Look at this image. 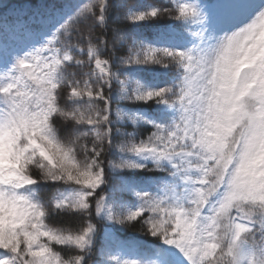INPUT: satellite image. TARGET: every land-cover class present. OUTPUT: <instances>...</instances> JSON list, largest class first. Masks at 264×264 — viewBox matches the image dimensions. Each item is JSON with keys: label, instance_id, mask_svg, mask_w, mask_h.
<instances>
[{"label": "snow or ice", "instance_id": "1", "mask_svg": "<svg viewBox=\"0 0 264 264\" xmlns=\"http://www.w3.org/2000/svg\"><path fill=\"white\" fill-rule=\"evenodd\" d=\"M6 11L19 45L0 43V264H264V0H182L174 19L197 26L191 47L173 25L165 43L126 23L169 13L150 3ZM156 65L170 87L144 77ZM115 81L130 103L113 113ZM148 101L158 116L134 107ZM46 185L57 192L42 198ZM53 213L77 226H51ZM137 225L162 242L153 259L124 258L121 234Z\"/></svg>", "mask_w": 264, "mask_h": 264}, {"label": "trees", "instance_id": "2", "mask_svg": "<svg viewBox=\"0 0 264 264\" xmlns=\"http://www.w3.org/2000/svg\"><path fill=\"white\" fill-rule=\"evenodd\" d=\"M182 1V0H178ZM214 0H199L201 4L210 5ZM41 2V0H0V32H3L7 38V42H13L12 38L9 37V32L6 31V29L2 26L4 22V16L8 11L6 9L8 8H14L16 6H24V5H31L34 3ZM44 4L52 3L53 0H42ZM129 3L132 5H136L138 3L140 4H147L150 3L157 7H165L169 10V13H166L165 15L161 16L159 19V22L157 24H152L149 22H134V21H126L127 24H133V23H144L145 25L141 26L138 30L143 32L146 36H154L157 33L160 34V40L161 42H169V37L165 34L166 33V27L168 25H173L176 32H173V37L177 40V42L186 44L188 47V42L191 40V33L195 31V25H189L184 26L183 22L176 21L174 19V15H178L177 11V5L174 3V0H129ZM135 10V9H133ZM179 25V27H175ZM76 29H80L82 26L77 24L74 26ZM77 41L74 39L73 43H76ZM86 46V45H85ZM182 50V49H177ZM121 55H126V53H121ZM83 59H86L82 57ZM103 59L107 58L102 57ZM156 69V75L153 76L152 73L145 72L143 73L144 77L148 80H151L153 82H156L160 84L161 86H164L167 84V86H171L173 82V75L170 73H164L159 65L153 66ZM69 73L76 71L75 68H71L68 70ZM115 71V69H113ZM120 79H124L123 76L120 77ZM143 82V81H142ZM114 83L117 84L116 88V96L115 100L112 103L111 107L113 110V113H115V110L117 107H124L125 105L129 104L128 101H121L119 99V87L118 81H115ZM135 86V85H133ZM134 107L139 108L143 112H145L149 117L158 116L160 109L158 106L154 104L152 101L148 102H140V105H135ZM154 129L151 128L150 125L146 126V129L140 128L137 129L139 138L146 139L147 136L151 135V131ZM126 131H133L131 127L127 128ZM83 143H87V139L82 140ZM137 177L141 180L151 182L152 180L160 178L162 175H166V173H145V172H138ZM59 191H64L63 188H60ZM57 192V189L53 185H46L39 189V195H41L42 198L44 197H51ZM134 199V198H133ZM75 211V209H73ZM51 226L57 227V228H63L72 230L77 225L75 223V219L72 218L70 215H65L64 213H61L60 215H57L56 213L52 214V219L47 221ZM121 239L129 241L132 244L133 252L130 255L125 256V259L129 258H135V259H144L145 261L152 258L150 249H155L157 247H161L162 242L157 241L154 237L151 236H145L139 228V225H137L136 229H127L121 234ZM62 247V246H58ZM63 254V253H62Z\"/></svg>", "mask_w": 264, "mask_h": 264}, {"label": "rangeland", "instance_id": "3", "mask_svg": "<svg viewBox=\"0 0 264 264\" xmlns=\"http://www.w3.org/2000/svg\"><path fill=\"white\" fill-rule=\"evenodd\" d=\"M179 2H182V1H178V0H174V3L176 5H178ZM228 0H225V3H227ZM26 6H29V5H24V6H16V7H26ZM210 8H214L217 6V0H214L210 5H208ZM14 7V8H16ZM251 13V8L250 7H244L241 12H240V15L238 17V19L240 20H245L249 17ZM14 14L12 12H7L6 15L4 16V22L2 24V26L6 29V31L9 32V37L12 38V41L13 42H10L8 43L6 38L7 36L3 33V32H0V43H3V44H7L8 46L12 47V48H16L18 45H19V38L18 36L16 35V28H15V20H14ZM197 26L195 25V31H197ZM168 31L170 33H173V32H176L175 29L173 27L171 28H168ZM194 31V32H195ZM195 40V37H193L191 35V40L188 42V45L189 47H191V43L192 41ZM81 59H83L82 57H79ZM103 59V58H102ZM3 66L0 65V68H2ZM83 71H87V68L83 69ZM133 252V251H132ZM154 257H152L151 259H153ZM177 259V262L178 264H183V259L180 257V256H177L176 257Z\"/></svg>", "mask_w": 264, "mask_h": 264}, {"label": "clouds", "instance_id": "4", "mask_svg": "<svg viewBox=\"0 0 264 264\" xmlns=\"http://www.w3.org/2000/svg\"><path fill=\"white\" fill-rule=\"evenodd\" d=\"M259 219V216L257 217ZM255 235V234H254Z\"/></svg>", "mask_w": 264, "mask_h": 264}]
</instances>
